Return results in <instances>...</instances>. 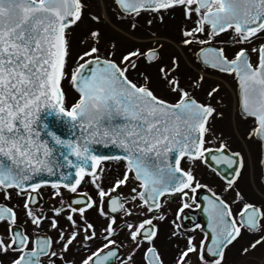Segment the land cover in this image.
Returning <instances> with one entry per match:
<instances>
[{
	"label": "snow or ice",
	"instance_id": "snow-or-ice-1",
	"mask_svg": "<svg viewBox=\"0 0 264 264\" xmlns=\"http://www.w3.org/2000/svg\"><path fill=\"white\" fill-rule=\"evenodd\" d=\"M102 6L112 15L86 11L92 5L85 0H0V264H167L158 244L165 222L167 239L183 241L174 244L172 264L194 258L228 264L237 246L241 257L261 254L248 264H264V200L249 199L240 186L244 174L254 179L257 170L264 185V0H103ZM177 13V44L204 72L194 67L186 84L180 58L166 62L158 38L118 56L114 41L101 47L104 26L126 25L135 35ZM145 17L147 28L140 23ZM85 19L97 27L81 35L89 46L69 75L72 37ZM141 64L158 70L173 100L157 94L159 84ZM209 72L236 83L247 158L212 132L211 122L223 117L221 85L210 84L203 100L195 95ZM65 79L78 94L71 104ZM53 116L67 138L49 123ZM98 146L117 151L101 153ZM209 159L233 170L220 175V193L196 174ZM204 189L210 195L201 202ZM45 192L53 201L46 210ZM177 199L169 220V202ZM193 207L207 216V230L184 227L185 210Z\"/></svg>",
	"mask_w": 264,
	"mask_h": 264
},
{
	"label": "flooded vegetation",
	"instance_id": "flooded-vegetation-1",
	"mask_svg": "<svg viewBox=\"0 0 264 264\" xmlns=\"http://www.w3.org/2000/svg\"><path fill=\"white\" fill-rule=\"evenodd\" d=\"M146 19H147V17H145L143 20L140 21L141 25L144 28L148 27L146 25V23H145ZM176 21L180 22L179 13H177L175 15V17L165 16V19H164L163 23H160V22L154 20L153 24L151 25V28H150V30L148 32H143L142 34H138L137 33V36L146 37V38H142V40H138V43L140 45L141 44L144 45L145 43H155L156 39L158 38L160 43L164 44V48H166V49H169V46L166 45L168 43L170 45L173 43V44H175L176 46H178L179 48L182 49V46L177 44V40L176 39H172L168 35L157 34L155 32L156 28H158V27H166L164 29H168L169 31L172 30V25H174V23ZM152 32L156 33L155 37L151 36ZM177 34H178V38H180L179 29H178ZM219 46L227 47V44H222V45H219ZM183 51L189 56V58H190L189 65L191 67L188 72L186 70H185V72H187L188 74H193L190 77H188V75H186L183 72H181V68H180L179 71H180L181 83L182 84H186L188 81H191L193 79V77H194V73H193V68L194 67H196V73L204 74V72L202 71V69L200 67L193 65L191 54L188 53L185 50H183ZM171 56H178L180 58L179 54H170L169 57H171ZM180 60H181V58H180ZM141 67L149 68V67L144 66L143 64H141ZM146 70H148V69H146ZM142 72H144V71H142ZM147 75L152 78L154 83L159 84V83H157V81L151 75H149V74H147ZM207 77H209L211 80H208ZM132 78L134 80H137V81L141 80V76L139 75V73H134ZM217 83H219L221 85V93L223 95V105H217V108H218V111L223 113V117L222 118H217V119H215L214 121L211 122L212 123V132L213 133L219 132L221 135H225L223 140L224 141L227 140V142H229V141H232V138H233V133H231V132H233L232 122L235 119H237V120H239L241 122H244V121H242L240 119V117L237 115V112H236V95L235 94H234V96L233 95H228L230 93L228 91L229 89L233 90V92L235 93V89H236L235 81H233L230 77L221 78L217 74L209 72V74H207L205 76V84L203 86V89H201L198 92H196L195 95H197L198 98L203 100L204 94H205L204 90L207 89L210 84H217ZM163 92H165V89L163 88V85L159 84V87L157 89V94L160 95L161 93L163 94ZM174 98H175L174 94L170 93V97H168L167 99L173 100ZM229 113H231V114H229ZM232 113H233V115H232ZM225 119H229V122L227 123V126H228L227 129L224 131L222 128L217 127V125H218V123L220 121L225 120ZM244 123H246V122H244ZM227 142H226V144H227L228 148L231 151H242V152H244L243 149L240 147L239 143L234 141L231 144H229ZM213 146H216V145H213ZM245 155H246V158H247V154L246 153H245ZM105 164L109 167V169L112 172H115L117 170V168H118V165H116V164H114L112 162H105ZM221 165L223 167H227L224 164H221ZM197 173L200 174V175H198ZM231 173H232V169H229V168L227 169L226 168L225 175L230 177ZM196 174H197L198 178L200 179L201 183L207 184L208 187L211 188L213 191H216L218 193L221 192V190L223 188L224 181L221 180L220 176L217 175L216 173H214L209 166H204V165L198 166L196 168ZM245 176H247V174H244L243 179L240 182V186H241V189L248 195L249 199H252V198H250L251 194L246 190L245 187H242V182H243ZM259 181H260V175L257 176L256 182L262 187V189H264V185H261ZM85 190H90V189H88L87 186H85ZM257 193L264 197V194L262 192H260V190ZM69 195H72V194L65 193V197L66 198ZM206 195H210V193L207 191V189L201 190L199 192V196H200V201L201 202H203V198ZM225 196L227 198L228 194H225ZM73 198H75V197H73ZM260 201H261V199H260ZM50 203H53V201L49 200L48 193L45 192L43 199L40 201V206L43 207L46 210ZM179 207H180V203H179L178 199L169 202V205H168L169 220H171V219H173L175 217L176 209L179 208ZM233 210L234 211L236 210V206H234ZM185 212H186V215L184 216V219L182 221L184 227H186L188 229H191V228L194 227V225L196 223H199L205 230H207L208 218H207V216L205 215V213L203 211L193 207L192 209L185 210ZM23 219H24V217H23V214L21 213V224L23 222ZM24 227H28V226L25 225ZM161 229H162L163 235H162L160 241L158 242V244H159V247L161 248V250L164 252L167 264H172V257L174 256L175 251H176L175 248H174V244L175 243H180L181 245H183V241L182 240H169V239H167V234L171 230V226L167 222H165L164 224L161 225ZM181 231H183V228L181 229ZM198 232H199V230H198ZM48 234L49 235H53L54 233L49 232ZM199 238H200V236L198 234L197 235V239H199ZM231 250H233V249H231ZM230 251L227 254V261L228 262L232 258V254H230ZM236 258H238V256ZM193 264H196L195 258L193 259Z\"/></svg>",
	"mask_w": 264,
	"mask_h": 264
},
{
	"label": "rangeland",
	"instance_id": "rangeland-1",
	"mask_svg": "<svg viewBox=\"0 0 264 264\" xmlns=\"http://www.w3.org/2000/svg\"><path fill=\"white\" fill-rule=\"evenodd\" d=\"M86 3L92 5L90 9H86V11H91L93 14H99L101 17L105 15H112L110 11H107L103 6V0H85ZM110 2V0H109ZM97 27V25L92 24L89 20L85 19V22L81 25V27L73 34L72 37V56L70 57L69 60V65H68V70H69V75L71 73V69L76 66V58L78 54H82V52L87 49L89 46L87 43H81L80 37L82 34L86 33L89 28H94ZM180 27V22L176 21L174 25H172V30L164 29L166 27H158L156 28L155 32L157 34H165L171 37L172 39H176L177 41L179 40L178 38V29ZM103 31L105 32V39L102 40L101 42V47L102 49H107L109 47V41H114L117 45L116 52L117 56L119 55L120 52L125 51L131 47L135 46H142L138 43V40H142V36H137V34L133 35L128 33V29L126 25H118L116 28H113L111 25L104 26ZM145 31H141L138 34H142ZM149 37V36H148ZM147 37V38H148ZM169 46V49H162V52L164 53L165 60L167 62V58L169 57L170 54H179L181 58V72L184 74L188 75L190 77L193 74H188L187 72L190 70V65H189V56L183 51V49L179 48L175 44H166ZM164 50V51H163ZM148 69V70H146ZM185 70L187 72H185ZM140 71H144L143 73L151 75L157 83H159V78H158V70L155 67H149V68H143L140 67ZM134 75V74H133ZM208 80H211L209 77H207ZM189 82V81H188ZM162 85V84H161ZM63 87L64 90L67 94V103L71 104L72 102L77 99V94L75 93L74 89L72 88L70 82L68 79H65L63 81ZM230 93L228 95H233L234 92L233 90H228ZM160 94V93H159ZM161 96L168 98L170 97V93L165 90L163 94H160ZM236 95V94H235ZM231 114V113H229ZM233 115V113H232ZM229 122V119L222 120L218 123L217 127L222 128L224 131L227 129V123ZM233 125V138L232 141L225 142L231 144L232 142H237L239 143L240 147L243 149V151L247 154L249 145L244 141L243 139V134L245 130L247 129V123L241 122L237 119H235L232 122ZM230 133V132H229ZM217 137H222L224 138L225 135H221L219 132L214 133ZM228 139V138H227ZM233 145V144H232ZM253 151H255V148L253 146ZM198 174V173H197ZM200 175V174H198ZM260 175L259 170H257L255 174V178L253 179L251 176L247 174L245 176L243 182H242V187H245L246 190L251 194L250 198H252L255 201H260L264 200V197L259 195L257 192L260 190L264 194V189L256 182L257 176ZM230 254H232L231 260L228 262V264H248L249 261L253 259H260L261 254L259 252L251 254L249 257H241L239 255V246L237 248L233 249L230 251ZM238 256V258H236Z\"/></svg>",
	"mask_w": 264,
	"mask_h": 264
},
{
	"label": "water",
	"instance_id": "water-1",
	"mask_svg": "<svg viewBox=\"0 0 264 264\" xmlns=\"http://www.w3.org/2000/svg\"><path fill=\"white\" fill-rule=\"evenodd\" d=\"M49 120V123L51 125L54 126V128L61 134H63L65 136V138H67L68 134H67V131H66V128L63 124L59 123L57 121V119L53 116V117H49L48 118ZM97 150L101 153H109V154H112V153H115L117 150L116 149H105L103 148L102 146H98ZM208 164H211L210 161L208 162ZM216 171L220 174V175H225V171L223 169H218L216 168Z\"/></svg>",
	"mask_w": 264,
	"mask_h": 264
}]
</instances>
